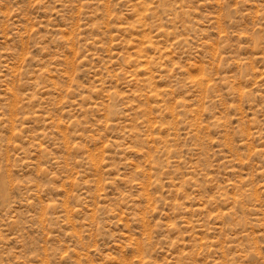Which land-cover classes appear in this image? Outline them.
I'll list each match as a JSON object with an SVG mask.
<instances>
[{
  "label": "rangeland",
  "instance_id": "374dc122",
  "mask_svg": "<svg viewBox=\"0 0 264 264\" xmlns=\"http://www.w3.org/2000/svg\"><path fill=\"white\" fill-rule=\"evenodd\" d=\"M0 264H264V0H0Z\"/></svg>",
  "mask_w": 264,
  "mask_h": 264
}]
</instances>
